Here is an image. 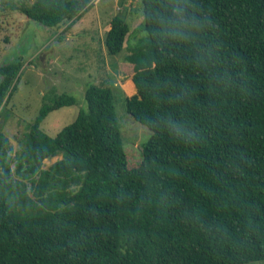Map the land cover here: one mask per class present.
<instances>
[{
	"label": "trees",
	"instance_id": "obj_1",
	"mask_svg": "<svg viewBox=\"0 0 264 264\" xmlns=\"http://www.w3.org/2000/svg\"><path fill=\"white\" fill-rule=\"evenodd\" d=\"M140 1L146 39L127 44L119 13L103 35L132 64L126 110L151 131L140 164L127 163L109 86L87 85L55 135L42 120L77 100L45 93L18 149L0 130V264L264 260V0ZM91 5L11 6L59 31ZM23 63L0 62V111Z\"/></svg>",
	"mask_w": 264,
	"mask_h": 264
},
{
	"label": "rangeland",
	"instance_id": "obj_2",
	"mask_svg": "<svg viewBox=\"0 0 264 264\" xmlns=\"http://www.w3.org/2000/svg\"><path fill=\"white\" fill-rule=\"evenodd\" d=\"M30 1L0 0V62L17 56L24 62L14 92L1 108L0 130L9 137L13 149H18L19 139L37 114L43 95L49 91L67 92L74 95L77 102L50 111L40 124L45 132L55 135L85 107L86 86L103 84L114 94L115 115L127 163L139 165L142 144L150 138L151 131L126 110L125 96L135 92L131 90L132 84L124 87L133 73L132 64L123 63L127 50L108 54L103 46V35L109 19L119 13L130 25L127 44L135 46L146 39L147 32L141 24V1L92 0L87 11L69 27L61 26L59 31L42 26L11 6ZM60 156L44 159L43 167Z\"/></svg>",
	"mask_w": 264,
	"mask_h": 264
},
{
	"label": "crops",
	"instance_id": "obj_3",
	"mask_svg": "<svg viewBox=\"0 0 264 264\" xmlns=\"http://www.w3.org/2000/svg\"><path fill=\"white\" fill-rule=\"evenodd\" d=\"M132 84V89L131 90H133L134 89V83H133V81L131 80V79H129L125 84H124V87H125V85H131ZM126 88V87H125ZM127 90V89H126ZM130 90V91H131ZM262 264H264V262L262 263Z\"/></svg>",
	"mask_w": 264,
	"mask_h": 264
},
{
	"label": "bare ground",
	"instance_id": "obj_4",
	"mask_svg": "<svg viewBox=\"0 0 264 264\" xmlns=\"http://www.w3.org/2000/svg\"><path fill=\"white\" fill-rule=\"evenodd\" d=\"M131 87V86H130ZM132 89V88H131Z\"/></svg>",
	"mask_w": 264,
	"mask_h": 264
}]
</instances>
